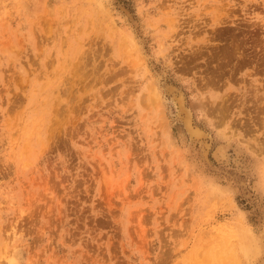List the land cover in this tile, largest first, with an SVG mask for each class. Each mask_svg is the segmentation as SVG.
<instances>
[{"label":"rangeland","instance_id":"obj_1","mask_svg":"<svg viewBox=\"0 0 264 264\" xmlns=\"http://www.w3.org/2000/svg\"><path fill=\"white\" fill-rule=\"evenodd\" d=\"M5 263L264 264V0H0Z\"/></svg>","mask_w":264,"mask_h":264},{"label":"bare ground","instance_id":"obj_2","mask_svg":"<svg viewBox=\"0 0 264 264\" xmlns=\"http://www.w3.org/2000/svg\"><path fill=\"white\" fill-rule=\"evenodd\" d=\"M174 91V90H173ZM178 94H180V93H178ZM183 97V96H182ZM182 100H183V98H181V97H179L178 98V102H179V106H180V111L182 112V114H184V119L183 120H185V124H186V126H187V128L189 129V131L192 133V134H196V135H200V134H202V131L199 129V128H193L192 126H191V122H190V113H189V111L188 110H186L185 109V107L182 105ZM184 101H185V99H184ZM187 107V106H186ZM189 108V107H188ZM182 116V115H181ZM194 124V123H193ZM186 126H185V128H186ZM200 127V126H199ZM204 129V128H203ZM188 132V131H187ZM260 142H262V141H260ZM258 144V143H257ZM259 146V145H258ZM261 146H262V144H261ZM260 147V146H259ZM260 150V149H259ZM256 151V150H255ZM252 233V232H251ZM231 239V238H230ZM250 240V239H249ZM251 240H253V239H251ZM253 242V241H252ZM232 243V242H231ZM229 244V243H228ZM242 248V247H241ZM246 248V247H245ZM257 250H258V248H257ZM4 251H6V249L4 250ZM3 251V252H4ZM9 251H10V249H9ZM11 251H12V247H11ZM241 251V250H240ZM243 251H244V249H243ZM2 252V253H3ZM8 252V251H7ZM9 253H7V255H8ZM6 255V254H5ZM10 255V254H9ZM8 255V256H9ZM246 255V254H245ZM7 257V256H6ZM253 257V256H252ZM1 259H3V254H2V256H1ZM4 260V259H3ZM2 260V261H3ZM8 260V261H7ZM6 262H13L12 261V258H7L6 259ZM4 263V262H3ZM6 264V263H5Z\"/></svg>","mask_w":264,"mask_h":264}]
</instances>
